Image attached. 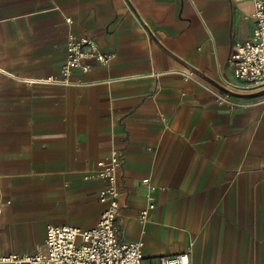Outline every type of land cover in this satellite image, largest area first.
Wrapping results in <instances>:
<instances>
[{"label": "crops", "instance_id": "0c3cea01", "mask_svg": "<svg viewBox=\"0 0 264 264\" xmlns=\"http://www.w3.org/2000/svg\"><path fill=\"white\" fill-rule=\"evenodd\" d=\"M256 1L0 0V256L35 253L50 225L95 228L107 183L85 176L117 148L119 240L144 264H264V90L229 62ZM70 35L111 64L36 83L60 76Z\"/></svg>", "mask_w": 264, "mask_h": 264}, {"label": "built area", "instance_id": "2783aa9c", "mask_svg": "<svg viewBox=\"0 0 264 264\" xmlns=\"http://www.w3.org/2000/svg\"><path fill=\"white\" fill-rule=\"evenodd\" d=\"M253 37L237 45L230 55V64L234 68L237 80L249 85L250 91L264 90V0L255 2ZM71 24V19H67ZM67 58L61 67L59 77H50L36 83L70 85L75 71H90L88 61L96 60L102 65L111 64V56L100 52L95 40L88 37L70 35L67 41ZM160 77L163 73H154ZM193 70L184 74L185 80H194ZM219 104H227L232 108L242 107L231 101L232 93L213 92ZM122 169L121 152L113 148L108 161L100 172L85 176V180L101 179L107 187L99 194V200L106 205L98 225L90 230H81L72 226H54L47 228L45 242L33 254H9L0 256V264H144L142 242L125 243L119 240L120 227L118 217L120 199L123 189L120 186ZM149 187L148 207L141 213V220L146 221L148 212L155 209L154 186L150 180L142 181ZM2 210L0 208V215ZM188 252L164 257L159 264H190Z\"/></svg>", "mask_w": 264, "mask_h": 264}]
</instances>
